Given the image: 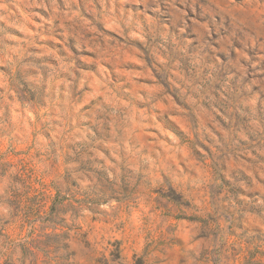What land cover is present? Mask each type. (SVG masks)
<instances>
[{
  "label": "clouds",
  "instance_id": "1",
  "mask_svg": "<svg viewBox=\"0 0 264 264\" xmlns=\"http://www.w3.org/2000/svg\"><path fill=\"white\" fill-rule=\"evenodd\" d=\"M0 264H264V0H0Z\"/></svg>",
  "mask_w": 264,
  "mask_h": 264
}]
</instances>
